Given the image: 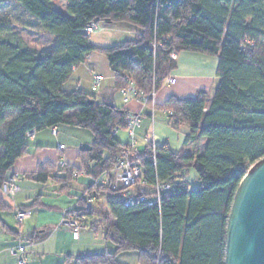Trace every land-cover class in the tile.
<instances>
[{
  "label": "trees",
  "instance_id": "obj_1",
  "mask_svg": "<svg viewBox=\"0 0 264 264\" xmlns=\"http://www.w3.org/2000/svg\"><path fill=\"white\" fill-rule=\"evenodd\" d=\"M11 2L20 10L22 28L31 18L53 42L37 51L9 17L0 16V191L8 170L26 153L27 132L59 124L91 132V149L80 153L81 168L44 163L30 177L66 183L74 174L94 180L108 174L125 147L114 130L129 129L131 118L115 106V93L128 80L145 94L158 91L176 68L173 52L214 56L218 82L212 97L199 90L193 97L171 95L154 107L167 114L171 127H188L185 142L204 138L203 150L173 153L166 145L148 143L135 153L150 189L156 183L173 185L161 193L159 207L125 205L117 198L123 189L89 185L85 193L90 196L107 193V209L81 197L78 208L64 215L95 219L91 228L99 227L114 249L67 256L61 264H124L117 255L128 252L137 255L138 264H224L225 229L237 186L264 156V0H64L65 13L53 0ZM100 22H126L141 34L121 45L94 47L85 29ZM95 52L107 59L113 89L101 101L77 90L64 92L73 69ZM188 167L199 181L191 189L182 180ZM7 209L0 193V210Z\"/></svg>",
  "mask_w": 264,
  "mask_h": 264
},
{
  "label": "crops",
  "instance_id": "obj_2",
  "mask_svg": "<svg viewBox=\"0 0 264 264\" xmlns=\"http://www.w3.org/2000/svg\"><path fill=\"white\" fill-rule=\"evenodd\" d=\"M93 33L95 35L93 37L90 36V43L94 47L109 48L134 39L141 34V30L126 22H100ZM93 56L94 53H91L84 64H80L73 69L70 78L63 85L64 92L70 93L77 90L93 97L97 101H101L109 94L114 87L115 81V76L110 69L109 74H111V77L109 78L111 81L108 83L94 89L92 87L93 76L100 74H93L92 76L90 75V91L80 86L81 74L79 72L80 70H86L88 62H90V67L93 66ZM170 57L176 63V68L170 73V76L174 77L176 81L174 84L164 81L156 96V104L158 106L162 105L171 95L180 98L193 97L199 90L209 92L210 97H212L218 82L216 77L217 57L188 51L173 52ZM71 80L75 84L74 89L66 91L65 85ZM103 80L104 77L102 76L101 82ZM133 111L135 112H130L131 117L137 116L140 118L139 125L134 129L137 151H142L151 141L156 146L166 145L173 153L183 151L192 154L203 150L205 139L199 138L195 141L185 142L188 127L185 125H180L178 128L171 127L164 111L154 109L152 113L150 106L142 103H139L138 109ZM70 113L68 112V114ZM92 138L90 131L68 124L45 128L34 132L33 136L26 137V153L15 161L7 173V179L15 177L14 183L18 186V191L13 196L5 195L0 191L5 203L8 205L7 210L13 214L17 207H29L32 203H34L33 206H37V210L56 208L55 206H47L37 200L40 198L36 194L39 191L36 185L37 181L30 176L39 165L44 163L54 164L58 168L72 167L79 170L81 168L80 153L82 151L80 146L83 144L90 145ZM127 138V131H125L124 140L120 142L126 143L128 141ZM60 145L62 149L59 148ZM63 175V172L57 173V176L61 177ZM73 177L72 180L66 183L56 182L52 179L61 185L63 193L68 196L73 194L75 197L74 204L76 206L72 204L71 207L73 208L65 207L61 209L59 222L66 211L78 208L77 201L81 197L90 201L91 196L85 192L89 185L94 182L93 177L83 174ZM70 191L74 193L71 194ZM23 192L26 193V196L21 195ZM92 197L94 199L97 196L93 195ZM29 209L31 215L27 219L28 222L24 228H20L17 231L13 229L10 218L5 215L6 212L0 210V264H18V255L10 253V248L18 243H22L26 248L27 259L25 264H61L67 256L78 257L85 255L86 252L82 249V246H80L82 248H79L78 241L82 235L87 239L86 241L90 240V230H92L89 223L90 219L80 229L79 236L76 239L70 231L63 229L60 225L59 227L57 224L52 225L48 222H43L41 217L39 219L38 213L36 216L32 213L34 208L33 210ZM105 209L107 208L105 207ZM135 264H138V262L136 261Z\"/></svg>",
  "mask_w": 264,
  "mask_h": 264
},
{
  "label": "rangeland",
  "instance_id": "obj_3",
  "mask_svg": "<svg viewBox=\"0 0 264 264\" xmlns=\"http://www.w3.org/2000/svg\"><path fill=\"white\" fill-rule=\"evenodd\" d=\"M53 2H54V7L56 10L62 13L66 12L64 0H53ZM13 6H14V3L11 2V0H0V16L6 15V18L9 17V19L14 24V29H16L19 32L22 40L29 47L37 51L48 50L51 47L52 42H53L52 37L46 34L45 32L41 31L35 25V21L31 18L30 19L28 18V20H26L27 25H25L24 28H22L23 20H22V15L19 13L20 10L18 7L14 8ZM93 32L90 34L91 37L95 35ZM93 57H94L92 60L93 66L90 67V62H88V64L86 65V70H80L79 72V74H81L80 75L81 76L80 86L82 88L88 89V91H90V87H91L90 75L92 76L93 74H100L104 77V80L100 82L97 87L111 81L109 78L111 77V74H109L110 68H109L106 57L103 56L102 53H98V52H95ZM74 85H75L74 82L71 80L69 83L65 85L66 91H70V90L72 91L74 89ZM139 103L136 100H130L127 103H123L119 92L115 93L114 95L115 106L117 108L129 110L128 111L129 113L135 112L133 110L138 109ZM124 137H125V131L120 130L118 133H116V138L118 140L123 141ZM182 180L185 186L188 187L189 189L195 188L199 184V181L197 179V174L193 167H188L182 172ZM36 185L39 188L38 189L39 191L36 194L40 196V198L37 200L41 201L47 206H52V207L55 206L56 208H51L47 210H42V209L37 210L38 209L37 206L34 205L33 207H30L31 210H33L34 208L32 213L35 216L38 213L39 219L42 218L41 220H43V222H48L49 224H52V225L57 224L59 226V223H60L59 217L61 214V209L65 207L73 208L71 206L75 202V197L72 194L74 192L70 191L72 195L70 196L66 195L65 193L61 191V185L59 183H56L52 179H48L45 183L37 182ZM21 195L26 196V193L23 192V194ZM107 198H108L107 193H101L97 195V197L94 199L91 196L90 201H88V203L89 204H99L105 209ZM4 211L6 212L5 215H7L10 218V222L12 223V227L13 229H15V231L19 230L20 228H24L25 224L28 222L27 220L28 218H26V219H23L21 223H18L15 219V212L12 214L9 210H4ZM71 214H74V213H71ZM109 221L113 222V218L111 216H109ZM89 223L90 225L91 223H95V219H90ZM102 237H103L102 230L99 227H96L95 229L90 230V240L86 241L87 239H85L83 235L81 236V239L78 241V244H79L78 246L79 248L83 247L82 249H84L86 252L85 255L93 254V253H101L104 251H113L114 249L113 244H111L108 241L103 240ZM117 258L119 261L124 262V264H135V262L137 261V255L132 252L121 253L117 255Z\"/></svg>",
  "mask_w": 264,
  "mask_h": 264
},
{
  "label": "built area",
  "instance_id": "obj_4",
  "mask_svg": "<svg viewBox=\"0 0 264 264\" xmlns=\"http://www.w3.org/2000/svg\"><path fill=\"white\" fill-rule=\"evenodd\" d=\"M96 29V26H89L85 29L87 34H91ZM153 46H155L153 44ZM101 75H94L92 81V87L95 89L101 82ZM175 78L169 76L166 82L170 84L175 83ZM120 95L123 103H127L130 100H136L144 105H149L154 111L156 105L157 92L153 89L149 94H145L138 90L132 80H128L127 83L120 89ZM130 127L127 129V142L124 149L116 157V163L112 170L108 174H103L100 178L94 181L104 186H109L114 190L123 189L118 193L117 198L125 205H131L136 202L143 203L148 207L160 205V195L164 191L173 190V185L165 183H156L151 189L147 185L146 181L142 179V167L134 161V155L137 152L134 129L139 125L140 118L135 116L129 120ZM116 128L114 134L118 133ZM55 133V131H54ZM34 131L27 132V136H33ZM153 148L156 146L151 141ZM62 149V146H59ZM82 175V174H80ZM76 176V174H74ZM15 177H10L3 183L1 187L2 193L8 196H13L18 191V186L14 183ZM31 212L29 209H15V219L18 223H21L23 219L29 218ZM86 218L84 216L78 217L75 214L63 215L59 225L64 229L71 232L74 238H78L80 229L84 226ZM26 248L22 243H18L14 247L10 248L12 255H18V264H25L26 262Z\"/></svg>",
  "mask_w": 264,
  "mask_h": 264
},
{
  "label": "water",
  "instance_id": "obj_5",
  "mask_svg": "<svg viewBox=\"0 0 264 264\" xmlns=\"http://www.w3.org/2000/svg\"><path fill=\"white\" fill-rule=\"evenodd\" d=\"M224 264H264V156L237 186L225 229Z\"/></svg>",
  "mask_w": 264,
  "mask_h": 264
}]
</instances>
